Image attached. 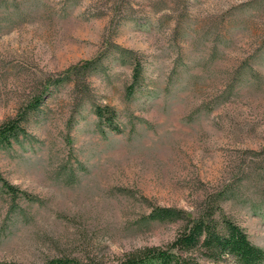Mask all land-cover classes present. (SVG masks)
<instances>
[{
    "label": "rangeland",
    "instance_id": "obj_1",
    "mask_svg": "<svg viewBox=\"0 0 264 264\" xmlns=\"http://www.w3.org/2000/svg\"><path fill=\"white\" fill-rule=\"evenodd\" d=\"M39 95L0 146L17 189L0 181V264H115L174 239L182 221L153 208L192 214L207 194L264 249V0H0V123Z\"/></svg>",
    "mask_w": 264,
    "mask_h": 264
},
{
    "label": "trees",
    "instance_id": "obj_2",
    "mask_svg": "<svg viewBox=\"0 0 264 264\" xmlns=\"http://www.w3.org/2000/svg\"><path fill=\"white\" fill-rule=\"evenodd\" d=\"M97 59L86 60L81 65L70 66L62 74L50 78L48 85L57 86L67 81L80 78L91 71ZM133 82L128 87V94L139 85L142 67L139 61L133 64ZM75 77V78H74ZM131 90V91H130ZM42 95L31 100L15 117L0 123V146H10L26 137L23 125L26 115L39 108ZM99 121L105 120L112 125L114 112L109 107L95 106ZM4 190L13 198L17 189L0 177ZM27 195V194H26ZM27 198L32 199L29 195ZM221 194H207L203 208L195 213L174 207H156L149 214V220L182 221L174 239L164 247L147 246L126 253L115 264H262L264 249L250 241L245 230L229 216L225 215L220 205ZM40 264H100L88 259L51 258Z\"/></svg>",
    "mask_w": 264,
    "mask_h": 264
}]
</instances>
